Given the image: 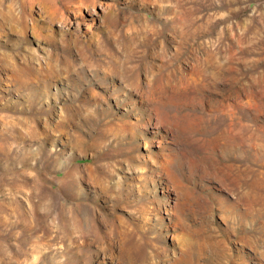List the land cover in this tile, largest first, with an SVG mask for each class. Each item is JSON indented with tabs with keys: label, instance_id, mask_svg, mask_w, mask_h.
Masks as SVG:
<instances>
[{
	"label": "rangeland",
	"instance_id": "rangeland-1",
	"mask_svg": "<svg viewBox=\"0 0 264 264\" xmlns=\"http://www.w3.org/2000/svg\"><path fill=\"white\" fill-rule=\"evenodd\" d=\"M0 264H264V0H0Z\"/></svg>",
	"mask_w": 264,
	"mask_h": 264
},
{
	"label": "bare ground",
	"instance_id": "bare-ground-1",
	"mask_svg": "<svg viewBox=\"0 0 264 264\" xmlns=\"http://www.w3.org/2000/svg\"><path fill=\"white\" fill-rule=\"evenodd\" d=\"M56 9H58V7L57 6H53L51 9H50V11H49V14H51V13H53ZM49 19H52V17L49 15ZM11 20V19H10ZM12 21V20H11ZM12 24V23H11ZM12 27H14V26H12Z\"/></svg>",
	"mask_w": 264,
	"mask_h": 264
}]
</instances>
